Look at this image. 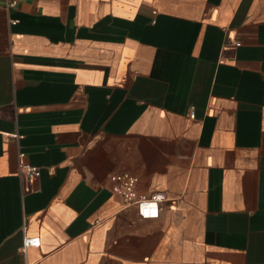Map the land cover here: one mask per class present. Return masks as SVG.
<instances>
[{
    "label": "crops",
    "instance_id": "1",
    "mask_svg": "<svg viewBox=\"0 0 264 264\" xmlns=\"http://www.w3.org/2000/svg\"><path fill=\"white\" fill-rule=\"evenodd\" d=\"M0 264H264V0H0Z\"/></svg>",
    "mask_w": 264,
    "mask_h": 264
},
{
    "label": "built area",
    "instance_id": "2",
    "mask_svg": "<svg viewBox=\"0 0 264 264\" xmlns=\"http://www.w3.org/2000/svg\"><path fill=\"white\" fill-rule=\"evenodd\" d=\"M7 9L16 7L19 0H2ZM192 117V113H189ZM24 158V154H19V160ZM19 169L28 178L34 176L38 169L23 162L19 163ZM137 180L128 174H119L114 177L113 193L118 196L126 206L134 207L141 218H156L162 208L159 200L148 197L146 194L136 190ZM39 246V238H24L22 249Z\"/></svg>",
    "mask_w": 264,
    "mask_h": 264
}]
</instances>
